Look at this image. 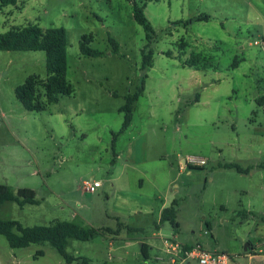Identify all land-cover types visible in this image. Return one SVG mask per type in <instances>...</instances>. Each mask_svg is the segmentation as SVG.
<instances>
[{
	"label": "rangeland",
	"instance_id": "obj_1",
	"mask_svg": "<svg viewBox=\"0 0 264 264\" xmlns=\"http://www.w3.org/2000/svg\"><path fill=\"white\" fill-rule=\"evenodd\" d=\"M131 7L132 0H18L0 8V33L28 23L66 29V78L74 89L42 110L24 109L14 88L46 76L45 52L0 50V183L35 192L33 204L2 203L0 217L32 227L67 220L142 229L68 238L65 251L89 264H170L163 238L239 264L246 245L264 243V103L257 101L264 102V0L147 1L155 37L144 70L147 40ZM83 34L102 54L80 52ZM178 55L198 67L182 65ZM144 74L134 125L119 130L118 109ZM189 156L206 164L181 166ZM172 200L177 229L155 210ZM140 241L150 248L147 259ZM0 264L68 263L49 242L11 248L0 235Z\"/></svg>",
	"mask_w": 264,
	"mask_h": 264
},
{
	"label": "trees",
	"instance_id": "obj_2",
	"mask_svg": "<svg viewBox=\"0 0 264 264\" xmlns=\"http://www.w3.org/2000/svg\"><path fill=\"white\" fill-rule=\"evenodd\" d=\"M18 0H0V8L7 5H16ZM151 0H132V15L134 20L142 26L144 30V38L146 44L141 50V68L142 70L151 67V57L153 50L151 43L155 37L154 29L148 18L144 15L143 9L146 2ZM195 20L208 19L207 15H198ZM179 23V22H177ZM188 21L184 22L187 25ZM66 29L64 27H48L42 28L36 23H28L18 27H10V29L0 33V50H42L45 52L44 60L46 64V76L38 79L32 75L17 85L15 94L21 106L26 110L39 111L46 104L55 103L63 95H72L74 89L66 78V55L68 40H66ZM89 36L83 34L80 38L79 49L85 56H97L102 54L101 51L90 48L87 44ZM108 40L112 45L114 52L118 51V43L116 40L108 36ZM178 60L182 65L197 68L196 61L193 57L182 60L181 55H178ZM146 74L142 76V80L136 87L133 94L126 97V101L119 107V111L124 113L122 127L119 130L125 129L132 118V105L143 91V81ZM264 99V98H263ZM258 103H264L262 100H257ZM229 167H235L238 171L243 170L235 164H226ZM6 201L15 202L18 206L23 204H33L35 201V192L31 188L21 187L15 192L8 186L0 183V205ZM176 200L164 207L161 211L159 220L169 221L175 229L179 228L176 219L175 205ZM209 227V224H206ZM126 228L127 231H135L137 229H129L128 226L119 223V227L111 229L108 227L101 228H84L80 225L67 220H54L48 225H33L23 226L17 220H7L0 217V235L4 236L7 244L11 248H20L32 245L34 243L49 242L68 264L72 262H80L86 264L88 260L85 258L74 257L69 255L65 250L68 238H74L81 242L91 239L95 233H110L116 234L120 229ZM186 248L188 246H185ZM148 245L142 243L140 245V255L146 258Z\"/></svg>",
	"mask_w": 264,
	"mask_h": 264
},
{
	"label": "crops",
	"instance_id": "obj_3",
	"mask_svg": "<svg viewBox=\"0 0 264 264\" xmlns=\"http://www.w3.org/2000/svg\"><path fill=\"white\" fill-rule=\"evenodd\" d=\"M134 124H133V115H132V119H131V122H130V124H129V126L126 128V129H124V131L125 130H127V129H129L130 127H132ZM141 135V132L139 131V132H137V134L135 135V136H131V138H132V142H136V141H138V140H140V138H138L139 136ZM145 160H141V162H144ZM181 163H182V165L181 166H184L185 165V163H184V160H181ZM135 165H137V164H132V163H130L128 166H131V168H132V166H135ZM116 178H119V176H117ZM135 181L137 180V182H138V186H136L138 189H142V183H143V179H142V177H137V178H135L134 179ZM96 181V180H95ZM127 191H129V190H127ZM121 192H123V191H121ZM164 207H166V206H164V204H160V205H158V206H156L155 207V210H156V212H157V217L158 218H160V214H161V210L164 208ZM148 209H151L150 208V206L148 207ZM129 227V226H128ZM131 228H133V229H137V230H135V231H131V232H138V231H140V230H142L141 228H138L137 226H132V227H129V229H131ZM118 233V232H117ZM116 233V234H117ZM102 234H105V233H102ZM108 234H110V233H108ZM105 235H107V234H105ZM111 235V234H110ZM165 240H168L170 243H174V242H172V241H170L169 239H167V238H163V240H162V242H163V245H164V248H165V253H168L170 256H169V258H168V260H169V263L170 264H176L177 263V259H179L180 260V263L181 264H183L184 262H186V260L187 259H184V258H182V256L179 254V253H175L176 251L174 250V249H172L170 246H168L166 243H165ZM144 241H140V245L143 243ZM144 243H146V242H144ZM147 244V243H146ZM148 245V244H147ZM181 246H185V245H181ZM149 250H150V248H149ZM149 250H148V252H149ZM147 252V256H146V258H144V259H147V258H149V253ZM243 257H241V262L239 263V264H264V243H263V247L261 248V246L260 245H258V244H252V243H250L249 245H247V249L245 250V254H243L242 255ZM174 257H177V259H175ZM82 258H85V257H82ZM86 260H88V262L86 263V264H89L90 262V260L88 259V258H85ZM154 260H156V257L154 258ZM124 262H125V260L123 261V264H124ZM76 263H80V262H76ZM81 264V263H80ZM82 264H84V263H82Z\"/></svg>",
	"mask_w": 264,
	"mask_h": 264
},
{
	"label": "built area",
	"instance_id": "obj_4",
	"mask_svg": "<svg viewBox=\"0 0 264 264\" xmlns=\"http://www.w3.org/2000/svg\"><path fill=\"white\" fill-rule=\"evenodd\" d=\"M184 162L189 164L195 163L199 165L206 164L203 158H195L191 156H189ZM96 184L97 182L93 183V185ZM83 185L86 189L91 188L86 182H83ZM165 243L174 249L176 251L175 253H179L184 259H195L199 262V264H228V258L224 253L210 252L206 249L203 250L200 245L186 248L185 246H179L177 243L172 244L168 240H165Z\"/></svg>",
	"mask_w": 264,
	"mask_h": 264
},
{
	"label": "water",
	"instance_id": "obj_5",
	"mask_svg": "<svg viewBox=\"0 0 264 264\" xmlns=\"http://www.w3.org/2000/svg\"><path fill=\"white\" fill-rule=\"evenodd\" d=\"M245 250L247 249V245L245 246V248H244Z\"/></svg>",
	"mask_w": 264,
	"mask_h": 264
}]
</instances>
